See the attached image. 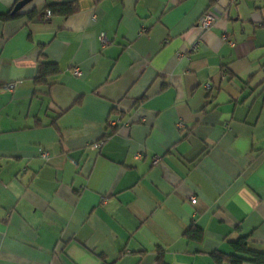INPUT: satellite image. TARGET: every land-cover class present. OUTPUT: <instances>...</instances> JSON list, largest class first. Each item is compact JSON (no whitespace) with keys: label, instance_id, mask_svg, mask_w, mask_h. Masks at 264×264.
I'll return each mask as SVG.
<instances>
[{"label":"crops","instance_id":"obj_1","mask_svg":"<svg viewBox=\"0 0 264 264\" xmlns=\"http://www.w3.org/2000/svg\"><path fill=\"white\" fill-rule=\"evenodd\" d=\"M55 3L77 11L39 21ZM41 53L59 73L35 87ZM240 238L264 253V0H34L0 20V264H213Z\"/></svg>","mask_w":264,"mask_h":264},{"label":"trees","instance_id":"obj_2","mask_svg":"<svg viewBox=\"0 0 264 264\" xmlns=\"http://www.w3.org/2000/svg\"><path fill=\"white\" fill-rule=\"evenodd\" d=\"M19 1L20 0H17L15 5ZM46 10H48L51 13V16L59 15L63 17L71 16L77 11L75 6L69 4H57V3L47 6ZM17 14L18 12L12 13L11 10L8 14L1 15L0 20L1 21L9 20L15 17ZM28 17L33 18L34 16L28 14ZM36 66H37L36 77L33 81L35 87L47 85V79L59 73V69L57 65L54 63L46 62V59L42 53L39 55ZM183 237L189 243H199L202 240L203 233L199 228L192 225L189 227V229H187ZM231 250H232V254L230 255H225L220 252H214L211 255L213 264H243V263L264 264V253L251 251L247 246L246 238H240L235 243H232ZM156 253H157V264H163L161 261V251L158 249Z\"/></svg>","mask_w":264,"mask_h":264},{"label":"built area","instance_id":"obj_3","mask_svg":"<svg viewBox=\"0 0 264 264\" xmlns=\"http://www.w3.org/2000/svg\"><path fill=\"white\" fill-rule=\"evenodd\" d=\"M50 17H51V13L48 10H45L39 16V21L47 22L50 19ZM219 18H220V15L214 9H208L199 18L195 29L199 30L201 32L209 31L213 28V26L216 24V22L218 21ZM99 40H100V43L102 45L106 44V40H105V37L103 35L100 36ZM222 40L224 42H226L229 46H231V47L233 46L232 42L227 41V38L225 36H223ZM197 46H198V42H195L192 45L191 49L195 50V48H197ZM70 73L73 77H78L80 75L79 70L77 68H73ZM205 88L207 90L209 89L208 84H206ZM178 127H180V126L178 125ZM100 145H101V142L94 143L91 145V149L98 150ZM38 154H39V159L42 160L43 162H46L48 160V154L45 151L39 149ZM158 161H159L158 157L153 158L152 164H156ZM195 202H196L195 198L192 197L190 199V203L195 204Z\"/></svg>","mask_w":264,"mask_h":264},{"label":"water","instance_id":"obj_4","mask_svg":"<svg viewBox=\"0 0 264 264\" xmlns=\"http://www.w3.org/2000/svg\"><path fill=\"white\" fill-rule=\"evenodd\" d=\"M34 0H20L12 9V13L21 11L25 6L30 4Z\"/></svg>","mask_w":264,"mask_h":264}]
</instances>
